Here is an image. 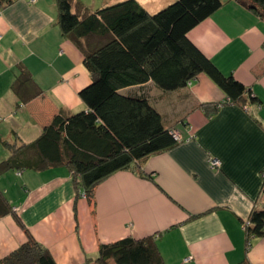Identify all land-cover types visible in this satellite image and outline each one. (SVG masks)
Wrapping results in <instances>:
<instances>
[{"label": "crops", "instance_id": "crops-1", "mask_svg": "<svg viewBox=\"0 0 264 264\" xmlns=\"http://www.w3.org/2000/svg\"><path fill=\"white\" fill-rule=\"evenodd\" d=\"M138 1L156 12L174 0ZM189 36L224 74L250 87L257 101L224 104L210 114L202 105L227 96L203 73L175 91L152 82L126 89L147 93L164 122L186 139L181 135L177 145L142 163L155 181L134 169L104 179L95 206L84 191L79 194L65 166L3 173L0 190L17 209L0 216V261L27 240L28 228L59 264H98L102 244L129 235H156L164 264H264V237L252 236L248 246L246 233L252 209L264 202V18L225 0ZM21 66L43 90L23 104L13 90ZM90 82L82 51L58 25L55 0H13L3 8L0 162L11 154L4 140L31 143L59 110L83 108L79 92ZM33 92V85H23L21 96Z\"/></svg>", "mask_w": 264, "mask_h": 264}, {"label": "trees", "instance_id": "trees-1", "mask_svg": "<svg viewBox=\"0 0 264 264\" xmlns=\"http://www.w3.org/2000/svg\"><path fill=\"white\" fill-rule=\"evenodd\" d=\"M236 1L264 18V0ZM12 2L0 0V13ZM55 2L58 25L82 51L84 66L91 76V82L79 92L84 107L72 112L59 110L31 143L4 140L11 154L0 162V175L8 170L65 166L79 194L84 191L95 206L96 188L104 179L118 171L134 169L155 181V173L141 170L142 163L182 141L175 136L176 125L164 122L147 93L126 89L152 82L163 91H175L203 73L227 96L219 103L202 105L210 114L224 104L244 107L257 101L250 87L232 74H224L189 36L225 0H174L156 12L148 11L138 0H123L94 11H88L81 0ZM19 69L13 90L19 104H23L40 96L43 90L29 71L23 66ZM260 71L264 73V69ZM28 84L35 92L23 97L22 86ZM262 174L264 192V170ZM260 205L254 206L246 224L248 246L252 236L264 237V202ZM15 209L0 190V216L15 213ZM16 219L26 228L19 216ZM25 232L27 240L0 264H59L28 228ZM110 260L115 264H164L156 235H129L102 244L97 263L109 264ZM83 264H91V260Z\"/></svg>", "mask_w": 264, "mask_h": 264}, {"label": "rangeland", "instance_id": "rangeland-1", "mask_svg": "<svg viewBox=\"0 0 264 264\" xmlns=\"http://www.w3.org/2000/svg\"><path fill=\"white\" fill-rule=\"evenodd\" d=\"M81 1L84 3V5H86L88 10L89 9H93L94 7H96V9H93V11L97 10L99 8L98 4L102 2V0H81ZM57 12H58V10H57ZM60 52L62 53V51H60ZM109 264H115V262L113 260H110Z\"/></svg>", "mask_w": 264, "mask_h": 264}, {"label": "built area", "instance_id": "built-area-1", "mask_svg": "<svg viewBox=\"0 0 264 264\" xmlns=\"http://www.w3.org/2000/svg\"><path fill=\"white\" fill-rule=\"evenodd\" d=\"M175 136H176V138L181 139V136L179 135L178 132L175 133ZM218 163H219V162H218L217 159H212V165H217Z\"/></svg>", "mask_w": 264, "mask_h": 264}]
</instances>
